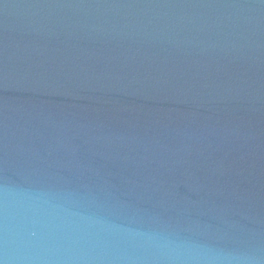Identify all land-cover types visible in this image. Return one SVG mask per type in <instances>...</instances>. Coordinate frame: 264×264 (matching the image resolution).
<instances>
[{"label":"water","instance_id":"95a60500","mask_svg":"<svg viewBox=\"0 0 264 264\" xmlns=\"http://www.w3.org/2000/svg\"><path fill=\"white\" fill-rule=\"evenodd\" d=\"M0 264H264V0H0Z\"/></svg>","mask_w":264,"mask_h":264}]
</instances>
